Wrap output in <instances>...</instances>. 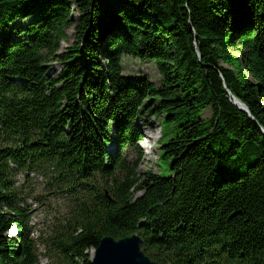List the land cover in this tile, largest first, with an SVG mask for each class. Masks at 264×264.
I'll use <instances>...</instances> for the list:
<instances>
[{
    "label": "trees",
    "instance_id": "1",
    "mask_svg": "<svg viewBox=\"0 0 264 264\" xmlns=\"http://www.w3.org/2000/svg\"><path fill=\"white\" fill-rule=\"evenodd\" d=\"M125 57L159 85L126 77ZM141 106L162 117L156 172L137 171ZM261 129L264 0H0V264H38L30 173L66 197L39 239L60 264L135 232L155 264H264Z\"/></svg>",
    "mask_w": 264,
    "mask_h": 264
},
{
    "label": "rangeland",
    "instance_id": "2",
    "mask_svg": "<svg viewBox=\"0 0 264 264\" xmlns=\"http://www.w3.org/2000/svg\"><path fill=\"white\" fill-rule=\"evenodd\" d=\"M69 8L72 12L73 20L79 17V13L73 6L69 5ZM30 18H23L20 21H15V25H21L22 28H26L28 21ZM75 30L72 27H69L66 30V38L64 41L59 43L58 55L59 58H62L64 52L68 47H70L75 40ZM105 45V44H104ZM99 49V54L103 55V49L105 46ZM99 61L102 65L105 64L104 57L99 56ZM62 69V63L59 61H55L50 64L49 69L46 73L47 76L53 77V72L58 74V72ZM155 67L152 64H142L138 60H133L130 57H125L123 59V70L124 75L129 79H137L140 77H145L148 79L149 83H152L156 86L159 85V77L156 76ZM19 81H16L18 83ZM150 100H148L149 102ZM147 102V103H148ZM146 103L143 104V108L146 107ZM142 106L140 107L137 113L136 126H138L141 132L144 134V138L140 143V147L144 151V155L139 161V165L137 171L149 170L152 172H156L160 168L157 166L158 163V147L161 146V138L163 136L162 128L160 122L162 121V117L160 115H151L149 112L144 111ZM211 115V111L206 109L203 112V117L208 118ZM150 137V140L147 139ZM23 176L20 174L17 176L18 184L20 188L29 193L27 196V203L32 208L31 210V223L30 228H32V234L35 237H39L42 232L44 235L49 233L48 227L51 229V224L53 218L57 213H63L66 209V197L63 193L56 192V188L52 187L50 183H48V179L44 177L42 174H30L29 180L23 183ZM13 234V231H10ZM45 247L40 246L39 249V262L40 264H55L54 258L51 256H45ZM93 250H89V254Z\"/></svg>",
    "mask_w": 264,
    "mask_h": 264
},
{
    "label": "water",
    "instance_id": "3",
    "mask_svg": "<svg viewBox=\"0 0 264 264\" xmlns=\"http://www.w3.org/2000/svg\"><path fill=\"white\" fill-rule=\"evenodd\" d=\"M231 98L235 106L248 113L244 104L232 95ZM261 131L264 133L263 129ZM141 244L142 240L137 234L119 240L103 237L97 245L92 264H154L143 254Z\"/></svg>",
    "mask_w": 264,
    "mask_h": 264
},
{
    "label": "bare ground",
    "instance_id": "4",
    "mask_svg": "<svg viewBox=\"0 0 264 264\" xmlns=\"http://www.w3.org/2000/svg\"><path fill=\"white\" fill-rule=\"evenodd\" d=\"M142 134H143V133H142ZM143 135H144V134H143ZM143 138H144V136H143ZM147 139H149V140H150V137H148ZM115 146H117V145H114V147H115ZM105 163H107V161H105Z\"/></svg>",
    "mask_w": 264,
    "mask_h": 264
}]
</instances>
